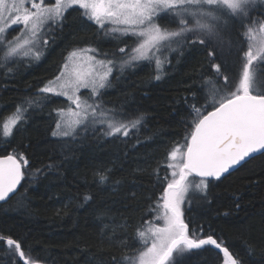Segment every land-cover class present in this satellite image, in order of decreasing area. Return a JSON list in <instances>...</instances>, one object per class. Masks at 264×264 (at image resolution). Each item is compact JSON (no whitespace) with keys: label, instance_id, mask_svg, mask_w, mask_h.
Here are the masks:
<instances>
[{"label":"trees","instance_id":"trees-1","mask_svg":"<svg viewBox=\"0 0 264 264\" xmlns=\"http://www.w3.org/2000/svg\"><path fill=\"white\" fill-rule=\"evenodd\" d=\"M81 11L65 13L62 27L47 36L48 51L40 63L17 71L12 63L0 68V125L18 105L28 107L30 98L46 95L38 89L56 77L70 51L93 47L103 55L125 46ZM238 31L230 26L225 38L235 41ZM207 52L199 43L186 45L182 55L170 57L158 81L148 62L113 76L103 91L104 106L114 109L117 118L143 116L128 136H106L100 128L74 137L53 136L55 109L67 106L55 98L39 101V109L28 108L7 141L0 128V156L22 154L27 160L18 191L0 204V234L21 242L46 264H113L112 257L119 260L125 252L122 241L138 245L136 229L154 222L162 211L157 202L163 203L164 177L171 179L168 154L190 136L193 106L204 105L202 78L215 75ZM103 172L109 178L100 183ZM189 194L191 206L181 207L190 231L223 240L243 264H264V155L212 180L206 195L194 187ZM85 195L91 199L85 201ZM206 249L190 255L186 264H221L222 254ZM0 264H12L6 246L0 248Z\"/></svg>","mask_w":264,"mask_h":264},{"label":"snow or ice","instance_id":"snow-or-ice-1","mask_svg":"<svg viewBox=\"0 0 264 264\" xmlns=\"http://www.w3.org/2000/svg\"><path fill=\"white\" fill-rule=\"evenodd\" d=\"M261 3L264 0H55L54 4L48 0H31L29 7L28 0H0V44L4 45L5 64L19 56L25 46L38 45L42 37L47 47L48 34L62 27L68 9L77 7L82 10L80 15L106 36L111 34L113 39L125 44L118 48L119 53L125 54L122 57L114 52L98 58V50L93 47L73 50L65 58L60 74L38 89L40 93L62 96L69 102L68 106L55 109L58 118L53 136L78 134V129L95 130L97 124L107 125L106 136L119 133L128 136L130 129L142 123L143 116L131 120L117 118L115 110L106 109L102 101V90L110 86L109 77L117 64L123 72L137 67L141 61L149 65L154 62L153 78L158 81L167 58L161 59L156 53L168 51L182 55L186 45L196 43L208 48L215 75L202 78L204 105L193 106L194 127L190 136L168 154L166 167L171 169V179L164 177L163 203L157 202L162 212L156 219L163 224L137 228L138 245L122 241L125 252L119 260L113 256V264H186L190 255L207 250L206 246L218 250V256L222 253L221 264H243L223 240L213 235L204 238L195 230L190 231L181 206L185 203L191 206V188L206 195L212 180L219 181L257 154L264 155V17H252V11ZM11 25H23V28L20 35L7 40ZM230 26L239 27L235 41L230 35L225 38ZM24 33L33 39L21 40ZM123 37L133 38L135 46L130 52L126 51L127 41ZM41 55L40 51L34 52L37 60ZM69 60H74V65L67 71ZM81 89H89L90 96L79 95ZM48 99L44 95L30 98L28 107L18 105L0 125L4 140L26 119L23 114L28 108ZM25 165L27 160L22 154L0 157V201L16 191ZM190 177H198L199 181L194 184ZM108 178L107 172H103L99 182L104 183ZM90 199L84 196L85 201ZM4 246L12 253V264H46L33 256L31 250L26 251L21 242L0 234V248Z\"/></svg>","mask_w":264,"mask_h":264},{"label":"rangeland","instance_id":"rangeland-1","mask_svg":"<svg viewBox=\"0 0 264 264\" xmlns=\"http://www.w3.org/2000/svg\"><path fill=\"white\" fill-rule=\"evenodd\" d=\"M49 3L51 4H54L55 3V0H48ZM30 4H31V0H28V6L30 7ZM78 8V7H77ZM69 10V9H68ZM67 10V11H68ZM34 11V9H33ZM258 15V16H257ZM252 17L255 18V19H258L259 17H264V3H261L260 5H258L253 11H252ZM163 22V21H161ZM23 28V25H11V27H9L7 29V40H13V37L17 36V35H20V30ZM103 32V31H102ZM104 33V32H103ZM48 36H50V33L48 34ZM108 37H112L111 34L108 35ZM25 38H29V39H33L28 33H24L22 36H21V40L25 39ZM122 40H127V39H130L129 42H127V49L126 51L127 52H130L131 51V48L134 47L135 45L133 44L132 40L133 38H130V37H123L121 38ZM120 42V41H118ZM15 43V41H14ZM124 47V46H123ZM29 48H31V50H29ZM87 48V47H86ZM82 49V48H80ZM118 50V49H117ZM35 51H40L42 53V55L40 56V59L37 60L35 59V56H34V52ZM48 51V46L45 47L44 44H43V37L40 39L39 41V44L38 45H31V46H25L22 50H21V54L17 57H15L12 61H10L9 63H12V69L14 71H17L19 68H22L23 65H36L38 63H40L43 59V57L46 55ZM73 51V50H72ZM70 51V52H72ZM69 52V53H70ZM99 52V51H98ZM26 53V55H25ZM69 53L66 57L69 56ZM179 52H176V53H172V52H168V51H165L163 53H156L158 56L161 57V59H164L165 57L167 58L163 67L166 68L168 65H169V60L171 59L170 57H173L174 55L178 54ZM102 53H98V58H103V55H101ZM116 56L117 57H122V56H125L124 53H119V51L115 52ZM91 55V53H90ZM3 56H4V45L3 44H0V64H3V65H7L4 63L3 61ZM109 56H111V54H109ZM65 57V58H66ZM66 60H64L59 72L57 75L60 74L62 68H63V65L65 64ZM68 64H69V69L67 71H70L74 65V60H69L67 61ZM144 62H147V61H141L138 65H140L141 63L143 64ZM28 63V64H27ZM153 65H154V62H153ZM155 67V65L153 66ZM2 68V67H0ZM4 68V67H3ZM137 67L135 68H132V67H129V68H126L123 72H121L119 70V64H117L116 66V69L114 70V72L112 73V75L109 77V80L111 81L113 76L116 75V74H123L124 72L126 71H132V70H135ZM56 75V76H57ZM55 78V77H54ZM53 78V79H54ZM51 79V80H53ZM50 81V80H49ZM48 82H46L47 84ZM45 84V85H46ZM44 85V86H45ZM43 86V87H44ZM106 90V89H105ZM105 90H102V91H105ZM79 95H81L82 97H88L90 96V91L89 89H81L80 92L78 93ZM49 98H55V99H60V100H63L67 103V106L69 105V102L62 96H55L51 93L49 94H46ZM44 104V103H43ZM43 106V105H42ZM41 107V102L40 103H37V104H34L32 106L33 109H39ZM71 107L73 109L76 108L75 105H71ZM106 109H108L107 107H105ZM58 109V108H56ZM56 112V111H55ZM8 117V116H7ZM6 117V118H7ZM117 117V116H116ZM5 118V119H6ZM58 118V117H57ZM95 128H100L101 130H103L104 132L107 130V125L104 124V125H101V124H97L95 126ZM89 129H92V128H89ZM55 130H56V124H55ZM69 131H71L70 129H68ZM77 132H82L81 130H77ZM1 133H2V128H1ZM122 134V133H120ZM75 134L73 135H69V136H62V135H57L55 137H58V138H68V137H74ZM123 135V134H122ZM186 150V149H185ZM21 164H23V162L21 161L20 162ZM191 179V178H190ZM162 212V211H161ZM149 224H152V225H155V226H160L163 224V221L162 220H157L156 217H155V221L152 222V223H149ZM149 224H147L146 226H144L143 228L146 229Z\"/></svg>","mask_w":264,"mask_h":264},{"label":"water","instance_id":"water-1","mask_svg":"<svg viewBox=\"0 0 264 264\" xmlns=\"http://www.w3.org/2000/svg\"><path fill=\"white\" fill-rule=\"evenodd\" d=\"M207 113H205L204 115H206ZM259 154H257L256 156H258ZM4 156H6V155H4ZM4 156H0V157H4ZM255 156V157H256ZM244 164V163H243ZM239 168V167H238ZM237 168V169H238ZM22 170V169H21ZM236 170V169H235ZM235 170H233V171H235ZM233 171H231V172H233ZM227 175V174H226ZM198 178V177H197ZM21 183V182H20ZM19 187H20V184L17 186V189H16V191L14 192V193H12V194H10V196L5 200V201H0V204H4V203H6L12 196H14L15 194H16V192L18 191V189H19ZM216 250V249H215ZM217 252H218V250H216ZM222 254V253H221Z\"/></svg>","mask_w":264,"mask_h":264}]
</instances>
